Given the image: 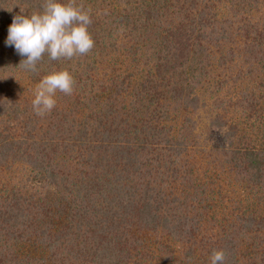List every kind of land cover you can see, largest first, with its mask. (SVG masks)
<instances>
[{"label":"trees","instance_id":"1","mask_svg":"<svg viewBox=\"0 0 264 264\" xmlns=\"http://www.w3.org/2000/svg\"><path fill=\"white\" fill-rule=\"evenodd\" d=\"M253 1L264 5L62 0L89 13L94 47L45 54L32 72L5 41L13 18L45 0H0V264H211L214 251L264 264V16L250 20ZM237 60L239 91L214 97ZM60 70L73 92L37 116L35 88Z\"/></svg>","mask_w":264,"mask_h":264},{"label":"clouds","instance_id":"2","mask_svg":"<svg viewBox=\"0 0 264 264\" xmlns=\"http://www.w3.org/2000/svg\"><path fill=\"white\" fill-rule=\"evenodd\" d=\"M91 18L87 11L62 0H45L43 11L18 15L8 27L7 46L25 57L20 64L27 71H36V65L45 54L50 60L72 59L88 54L94 40L88 31ZM74 78L67 70L53 71L37 84L32 101L37 116H44L56 105L55 94L71 95ZM223 251H214L211 264H224Z\"/></svg>","mask_w":264,"mask_h":264},{"label":"rangeland","instance_id":"3","mask_svg":"<svg viewBox=\"0 0 264 264\" xmlns=\"http://www.w3.org/2000/svg\"><path fill=\"white\" fill-rule=\"evenodd\" d=\"M223 0H216V4H218V6H223L224 4H222ZM248 8H252L249 9L248 12V17L250 18V20L252 22L258 21V19H262L260 16H264V5H261L259 8V4L256 1H253L251 3H249V5H247ZM201 7V4H200ZM238 63H240L238 60L235 62V64L231 65L230 68L228 69V75L226 76H222V74H219L218 79L222 80L224 79L226 81V83L224 84V86L222 87V89L219 92H215V94H213L214 97L217 98H225V97H229L231 95H234V93L239 91V86H237L236 82H234V77L238 76L240 73V69L245 70L244 66H239ZM219 71V70H218ZM218 71L215 73V75L218 73ZM224 71V70H223ZM221 73V71H220ZM247 75L246 72H242L241 74V79L244 81L245 80V75ZM212 82V81H211ZM246 82V81H245ZM241 89V88H240ZM209 102L213 103L215 101V98L212 97L211 94H209ZM214 99V100H213ZM205 111L203 109L199 110L198 114L196 115V120H197V131L200 133H204V135H206L207 132L211 131V127H209V120L208 118L205 117ZM233 121V120H231ZM229 202V201H228ZM229 204V203H228Z\"/></svg>","mask_w":264,"mask_h":264}]
</instances>
